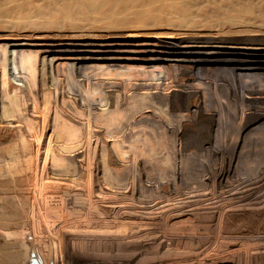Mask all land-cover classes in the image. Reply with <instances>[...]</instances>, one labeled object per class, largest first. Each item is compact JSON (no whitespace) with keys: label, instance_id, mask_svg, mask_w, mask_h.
Returning a JSON list of instances; mask_svg holds the SVG:
<instances>
[{"label":"rangeland","instance_id":"374dc122","mask_svg":"<svg viewBox=\"0 0 264 264\" xmlns=\"http://www.w3.org/2000/svg\"><path fill=\"white\" fill-rule=\"evenodd\" d=\"M220 1L0 0V264H264V207L234 211L264 154L190 147L227 85L213 61H264L213 30ZM203 193L227 201L183 212Z\"/></svg>","mask_w":264,"mask_h":264},{"label":"bare ground","instance_id":"6f19581e","mask_svg":"<svg viewBox=\"0 0 264 264\" xmlns=\"http://www.w3.org/2000/svg\"><path fill=\"white\" fill-rule=\"evenodd\" d=\"M213 1L216 4V2L218 0H213ZM254 1H261L262 3L261 4L250 3L247 5H240L241 3H238L235 0H227L226 2L220 1L218 3L217 7H219V9L221 11H222V9H221L222 7H224V6L226 7L225 8L226 11L223 14L234 13L235 17L234 16L229 17L228 15H226L223 18V20L221 21V23H218L214 26L213 30L222 29V30H224L223 32H225V33H223L224 35L227 34V35H229V37L232 36V37H236V38L240 37V39H242V40L243 39H250V40L264 39V0H254ZM178 33H180V32H178ZM178 33H176V34H178ZM170 34H171V32H170ZM192 34L193 33H191V35ZM209 34H211V33H209ZM172 35H173V33H172ZM219 35L220 34H217L215 36H219ZM198 36H199V34H198ZM212 37H214V35ZM213 63L215 66L209 68L212 71L211 73H213L212 75L210 73V75L223 77V79L225 80L227 85L225 86V89L220 93L218 100H215V102H213V104L209 105L208 110L205 113H203L204 117L206 115V117H205L206 120H204L203 118L202 119L200 118L201 120H204L206 122L205 128H203V129H205L204 130L205 132L202 135H200V134L195 135L194 129L190 131L191 134L194 133L193 136H191L193 138L190 137L192 139V142L190 143L192 153L193 154L198 153L199 151H201L202 148H209L211 150V152L213 149L214 157L226 159L227 165L228 164L230 165L233 162V161L229 162L228 160H230V158H232L235 154H238L243 159L254 158L252 155L255 156L257 151H259L261 154H264V61H262L260 56H257V55H248L247 53H244V54L243 53L242 54L230 53L229 55H225L224 57L218 56V58H216L213 61ZM237 66H243L244 68H242V69L236 68L235 69V67H237ZM204 70H206V69H204ZM198 71H199V69H198ZM179 83H180V81H179ZM206 94H208V93H206ZM174 105H176V104H174ZM170 108H173V106ZM174 111H175V109H174ZM176 112H177V110H176ZM199 113L202 114V112H199ZM203 115H202V117H203ZM198 117H200V116H198ZM204 121H201L200 123L202 124V122H204ZM207 125H209L210 127L208 126L209 127L208 128ZM199 126L200 125H198V127ZM161 129L163 130L162 126H161ZM168 132H169V130H168ZM183 132H185V131H183ZM182 134H184V133H182ZM171 135H173V134H171ZM174 135H175V133H174ZM185 135H186V133H185ZM231 136L236 138V140L238 141V143H236L231 148L229 147V142H231V141H229L228 143L220 142V144H218V145H214V144H212L213 142L212 143L210 142V140L216 139L218 137L219 138L222 137L224 139V141H227L226 139L231 137ZM201 140H204L206 143H204V144L200 143ZM173 142H175V141H173ZM233 143H235V142L233 141ZM261 147H262V149H261ZM259 170H260V167H259ZM249 171L250 172L248 175H250L251 177L254 176L253 172H251L252 170H249ZM219 174H221V171L219 172ZM246 174H247V172H246ZM222 178H223L222 176H219L218 179L215 178V180H216L215 183L219 188L223 184L227 183V182H224V180H223L224 178L223 179ZM207 185L205 186V188L207 187ZM250 185L252 186V184H250ZM240 187L241 186H239V188ZM219 188H217V189H219ZM250 188L251 187L248 185H246V187L243 185V187L241 188V191L238 193V197L236 196L235 198H231V199L232 200L238 199V198L240 199L241 197L244 196V194L247 193V191H250ZM222 189H224V188H222ZM219 191H221V190L219 189ZM207 196H210V194H208V193L207 194L203 193L201 195L198 194V196L193 197L189 201H186V203L183 204V209H182L183 212H187V213L192 212L191 207L194 205V203H198V204L202 203L201 204L202 206H203V203L204 204L206 203V205L212 204V212L211 213H214V212L217 213L218 208L221 207V205L224 203V201H227L226 200L227 199L226 194H223V193H219L215 196L214 200H216V202H214V200H213V202H211V200L208 199L209 197H207ZM228 199H230V198H228ZM243 199L244 200L242 202H240V205L237 206L238 209L234 210L235 212L242 213V212L248 211V210L250 212L251 210L256 209L255 207H257L258 209L259 208L263 209V207H264V187L260 188V190L257 191V194L255 196L251 197L249 200L248 199L245 200V198H243ZM261 248L262 249H260V250H264V247H261ZM227 263H229V262H227Z\"/></svg>","mask_w":264,"mask_h":264}]
</instances>
